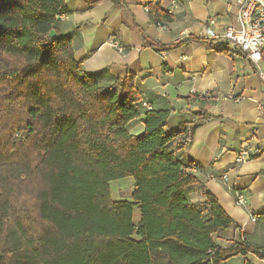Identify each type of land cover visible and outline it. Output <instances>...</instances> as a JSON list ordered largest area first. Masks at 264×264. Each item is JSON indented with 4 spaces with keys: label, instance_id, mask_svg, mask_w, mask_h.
I'll return each mask as SVG.
<instances>
[{
    "label": "trees",
    "instance_id": "trees-1",
    "mask_svg": "<svg viewBox=\"0 0 264 264\" xmlns=\"http://www.w3.org/2000/svg\"><path fill=\"white\" fill-rule=\"evenodd\" d=\"M68 14L65 0H0V234L13 224L38 264H154L166 247L179 264L264 260L242 240L218 246L234 220L205 187L202 202L190 197L202 182L181 155L214 116L168 129L171 111L143 107L132 71L101 85L58 33ZM144 40L157 52L184 43ZM130 178L131 198L113 200L111 183ZM2 246L0 264H25Z\"/></svg>",
    "mask_w": 264,
    "mask_h": 264
},
{
    "label": "crops",
    "instance_id": "crops-1",
    "mask_svg": "<svg viewBox=\"0 0 264 264\" xmlns=\"http://www.w3.org/2000/svg\"><path fill=\"white\" fill-rule=\"evenodd\" d=\"M65 1L69 14L58 23V33L71 37L76 61L101 85L110 86L132 71L142 103L171 111L168 129L195 121L200 110L214 116L196 130L181 155L186 163L193 162L202 182L190 197L202 202L205 187L234 220V227L214 236L218 246L242 240L264 249V59L255 65L222 39L226 28L236 24L234 0ZM155 8L159 16L149 11ZM145 37L162 46L184 43L173 51L157 52L145 46ZM113 42L125 51L113 48ZM230 94L241 101L227 98ZM127 129L132 135L142 134L144 119ZM243 147L250 149L252 158L237 164ZM236 192L243 194L244 207L236 205ZM222 264L264 260L249 253Z\"/></svg>",
    "mask_w": 264,
    "mask_h": 264
},
{
    "label": "built area",
    "instance_id": "built-area-1",
    "mask_svg": "<svg viewBox=\"0 0 264 264\" xmlns=\"http://www.w3.org/2000/svg\"><path fill=\"white\" fill-rule=\"evenodd\" d=\"M236 4V24L228 26L222 35L224 42L235 52L241 53L255 65H259L264 59V0H234ZM65 17H61L60 21ZM112 47L123 53L124 48L117 42ZM195 93V92H194ZM200 97V96H199ZM203 97V96H201ZM229 99L240 102L233 94ZM144 108L151 109L148 103H142ZM252 158L249 148H241L237 154L236 163L243 164ZM223 182H228L227 175L222 177ZM236 205L244 207L246 201L241 192L235 193ZM255 221V218H251Z\"/></svg>",
    "mask_w": 264,
    "mask_h": 264
},
{
    "label": "rangeland",
    "instance_id": "rangeland-1",
    "mask_svg": "<svg viewBox=\"0 0 264 264\" xmlns=\"http://www.w3.org/2000/svg\"><path fill=\"white\" fill-rule=\"evenodd\" d=\"M197 189V187H195ZM112 198L115 201L129 200L133 192V179L118 180L111 183ZM193 198V197H192ZM193 200V199H192ZM197 201V200H196ZM135 221H139V209H135ZM6 243L13 251L14 255H21L24 257L25 264H38L37 261L31 256L30 252L26 249L25 243L21 240L20 234L13 224L5 227L0 234V254ZM170 247L166 250L152 253L154 264H179V261L171 256ZM18 253V254H17Z\"/></svg>",
    "mask_w": 264,
    "mask_h": 264
},
{
    "label": "water",
    "instance_id": "water-1",
    "mask_svg": "<svg viewBox=\"0 0 264 264\" xmlns=\"http://www.w3.org/2000/svg\"><path fill=\"white\" fill-rule=\"evenodd\" d=\"M57 36V33H56V31H52L51 33H50V37L51 38H55Z\"/></svg>",
    "mask_w": 264,
    "mask_h": 264
}]
</instances>
